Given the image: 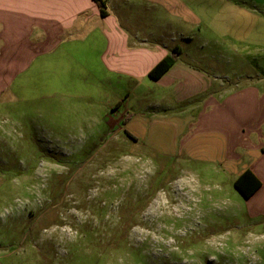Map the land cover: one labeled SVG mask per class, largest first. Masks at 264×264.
I'll return each instance as SVG.
<instances>
[{
  "label": "rangeland",
  "instance_id": "rangeland-1",
  "mask_svg": "<svg viewBox=\"0 0 264 264\" xmlns=\"http://www.w3.org/2000/svg\"><path fill=\"white\" fill-rule=\"evenodd\" d=\"M147 84L67 62L0 96V264H264L240 165Z\"/></svg>",
  "mask_w": 264,
  "mask_h": 264
},
{
  "label": "crops",
  "instance_id": "crops-1",
  "mask_svg": "<svg viewBox=\"0 0 264 264\" xmlns=\"http://www.w3.org/2000/svg\"><path fill=\"white\" fill-rule=\"evenodd\" d=\"M102 2L0 0V96L67 62H98L130 82L149 81L164 115L157 122L174 113L177 129L204 134L214 156L240 165L235 180L252 171L261 187L247 200L261 198L264 214V0ZM176 48L175 64L149 79Z\"/></svg>",
  "mask_w": 264,
  "mask_h": 264
},
{
  "label": "trees",
  "instance_id": "trees-1",
  "mask_svg": "<svg viewBox=\"0 0 264 264\" xmlns=\"http://www.w3.org/2000/svg\"><path fill=\"white\" fill-rule=\"evenodd\" d=\"M96 1L100 7L104 8V4L101 0ZM179 55L180 50L178 48L174 49L172 54L164 58L149 72L148 78L152 81L159 80L175 64ZM127 135L133 138L130 133ZM234 187L241 194V196L247 200L260 189L261 182L252 171L247 170L234 181Z\"/></svg>",
  "mask_w": 264,
  "mask_h": 264
},
{
  "label": "built area",
  "instance_id": "built-area-1",
  "mask_svg": "<svg viewBox=\"0 0 264 264\" xmlns=\"http://www.w3.org/2000/svg\"><path fill=\"white\" fill-rule=\"evenodd\" d=\"M101 1H104V0H101Z\"/></svg>",
  "mask_w": 264,
  "mask_h": 264
}]
</instances>
